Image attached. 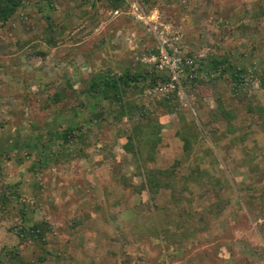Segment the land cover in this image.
<instances>
[{"label":"rangeland","instance_id":"1","mask_svg":"<svg viewBox=\"0 0 264 264\" xmlns=\"http://www.w3.org/2000/svg\"><path fill=\"white\" fill-rule=\"evenodd\" d=\"M126 2V10L111 12L106 1L55 0L51 11L32 1L0 23V262L264 264V122L248 113L247 100L233 96L226 65L210 97L177 96L174 113L157 104L165 94L142 77L125 95L135 101L134 116L143 108L160 127L161 142L148 167L162 170L178 160L175 171L185 180L195 165L201 172L197 185L188 184L190 204L167 215L159 209L168 192L153 198L147 189L138 194L122 184L143 182L123 150L137 119L120 118L117 104L88 92L95 77L149 73L157 46L152 30L168 27V38L178 37L188 54L205 56V83L221 75L222 67L210 71L212 60L225 59L245 71L248 99L264 106V0ZM48 17L57 30L65 26L55 47L44 39ZM42 50L44 59L36 55ZM217 97L234 115L233 131L224 118L215 124L210 119ZM74 106L80 113H72ZM93 113L101 119L90 123ZM179 113L202 132L188 154L176 136ZM140 122L144 129L151 125ZM67 126L79 130L68 133L64 145L53 134ZM219 200L228 205L201 231L200 212ZM76 215L80 222L74 225ZM35 223L43 225V237L26 239L29 244L18 249V232Z\"/></svg>","mask_w":264,"mask_h":264},{"label":"trees","instance_id":"2","mask_svg":"<svg viewBox=\"0 0 264 264\" xmlns=\"http://www.w3.org/2000/svg\"><path fill=\"white\" fill-rule=\"evenodd\" d=\"M32 1L35 2V5L38 6L39 9L40 7L42 8V5L44 4L46 7L49 8L50 11L54 8L52 4H55V0H0V23L4 25V23L8 22L18 10L24 8L25 5L31 3ZM102 1H106L108 3L111 12L124 11L127 9L126 0H96V2ZM46 20L49 22L47 23L48 26L45 28L47 36H45L44 39L48 47H55L57 45L58 38L61 36L60 34H63V32H65V26L62 24L58 27L60 29L57 30L55 28V25L52 24L53 22H51L52 20L50 19V17H48ZM53 34L56 35L52 36ZM156 53V48H153L150 52V55ZM36 55L44 59L46 56V50L39 51ZM189 55L192 57L195 56L192 53H189ZM204 61L200 62L201 66L197 67L195 70H193V72L200 70H204L205 72H207L206 69H203V67L205 66ZM227 63L228 61L225 59L212 60V66L210 71L215 74L216 71H221V67L222 71L220 77H213L211 80L208 81L209 83H205V79L184 80L183 87L185 94L187 93L189 96H192L198 101H202L203 99L210 97L212 93L210 92L209 88L210 86L215 85V83L218 82V80L221 79L222 75L227 71V69L223 67L226 65L229 68L228 72L230 81L232 83L233 96L243 97L241 99L247 100L248 113L255 114L262 122H264V106L254 105L252 103L253 100L248 99L246 89L244 87L242 88L243 74L245 73V71L239 68L232 67ZM153 67L152 70L149 69V73L147 72L141 75L138 73L132 74L130 73V71H126L120 76H112L108 73L107 75L92 78L88 92L90 93L91 97L101 99V101H107L110 104H117L118 115L120 116V118L128 117V115H130V120H133V118L137 119L138 122H135L133 126V131L135 133L133 135L130 134L126 136V143L123 145V150L127 155H132L134 163L136 164V173L141 176V178H143V182L139 187L135 186V188H133V186L131 185L130 180H128V182L122 181V184L126 189H132L134 193L138 194L141 193L143 190L147 189L151 193L153 198H155L154 196H156V194H159L164 191L168 192L169 199L166 201V204L159 209V211H162L163 215H167L172 210L180 212V209L184 203L190 204L192 200H189V198L187 197L192 196V189L188 187V184L197 185V183H195V180L199 179L198 176L201 172L199 171L198 166L195 165V168L191 170L190 174L186 176L187 180H185V176H178L175 171L176 167L180 166V162L178 160L175 161L173 163V166H171L170 168L162 170L148 167L151 163L154 162V158L161 142L160 127L157 123H153L151 121L149 114L143 108L137 109L136 116H134L135 111L131 112L130 110L131 108H135V101L130 103V100H125V95L126 93H128L129 89L137 88L136 85L139 83V78L141 77L145 81H148L149 86H156L157 84H159L162 80L160 79V76H157L154 70L155 67L154 69ZM212 69L215 72H213ZM262 79L264 85V77ZM164 96V99L157 101V104L162 106L164 110L168 113L177 112L179 108L176 109L173 105H171L172 102L176 104V101H178L176 99V92L167 93ZM215 100L217 101V107L209 112L211 121L215 124L217 123V121H220L224 118L223 120H225V122L227 123L228 130L233 131L232 125L230 124L231 121L234 120L233 113L231 111L225 110L222 99L217 97L215 98ZM95 106L96 105L93 106L94 108H91L93 109L92 111L95 110ZM72 109L73 114L80 113L79 107L74 106L72 107ZM127 112H129V114ZM100 119L101 118L98 113H93L90 123H92L94 120ZM142 120L150 121L151 125L147 124L144 129L140 122ZM179 122L181 127L176 132V136L183 142L184 153L188 154L193 149V146L196 145L198 139L202 135V132L200 127L193 119H187L181 113H179ZM202 128L207 133L213 131L210 124L202 125ZM77 130H79V127L67 126L66 130L62 132L56 131V133L53 134V139H55V141L59 140L62 142V144L66 145L68 143V133L74 135L73 132ZM75 137L78 138V136ZM82 138L83 136L80 135L79 139ZM44 147H47V145ZM6 199L3 196V200ZM186 199L188 200L186 201ZM227 205V201L219 200L218 202L210 204L209 206L204 208L200 212L198 218L200 224L202 225L201 231H204V227L207 226L209 219L211 217L218 216V214L221 213ZM137 209L139 208L137 207ZM21 212L23 213V210H21ZM179 219L181 221V217ZM79 222L80 221L78 219V215H76L73 218L72 223L76 225ZM43 229L44 228L41 223H35L29 228H21V230L18 232V236L20 237L21 242L18 249H21L22 247L29 244L28 240L26 239H30V241H32V238H34L35 236L43 237ZM15 253L16 251H12L10 252V255H12L16 259L17 254ZM43 260V258H39L38 262H41ZM0 264L3 263L0 262Z\"/></svg>","mask_w":264,"mask_h":264},{"label":"built area","instance_id":"3","mask_svg":"<svg viewBox=\"0 0 264 264\" xmlns=\"http://www.w3.org/2000/svg\"><path fill=\"white\" fill-rule=\"evenodd\" d=\"M138 18L142 20L140 16ZM152 31L153 33L155 32L154 36L157 40V53L151 54L148 62L156 68L162 80L154 87V91L158 94L176 92L178 97L184 98V80H206L209 77V74L204 70L193 72V70L201 66L200 62H203L202 60L205 56L201 54L198 56L195 55L194 57L190 56L188 52L178 44V37L172 35V37L168 38V27H164V31Z\"/></svg>","mask_w":264,"mask_h":264}]
</instances>
